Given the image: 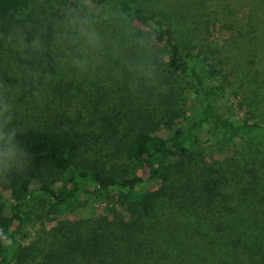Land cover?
I'll return each mask as SVG.
<instances>
[{"label": "trees", "instance_id": "16d2710c", "mask_svg": "<svg viewBox=\"0 0 264 264\" xmlns=\"http://www.w3.org/2000/svg\"><path fill=\"white\" fill-rule=\"evenodd\" d=\"M206 1L0 0V264H264V0H227L215 43ZM180 79L190 95L165 116ZM211 139L226 155L207 159ZM95 192L119 208L23 244L36 205Z\"/></svg>", "mask_w": 264, "mask_h": 264}, {"label": "rangeland", "instance_id": "374dc122", "mask_svg": "<svg viewBox=\"0 0 264 264\" xmlns=\"http://www.w3.org/2000/svg\"><path fill=\"white\" fill-rule=\"evenodd\" d=\"M170 3H173L174 0H168ZM182 1V0H179ZM193 2L194 0H190ZM207 7L210 11L209 14H211L213 23L215 24H222L221 30L217 29L213 31V27L210 28V34H207L211 37L212 41L215 42H225L227 38L229 37V33L226 31V26L228 22L231 20L227 13L228 11H233L231 14L232 17H235V11L234 5L230 3V5L225 6V2L227 0H207ZM223 11L227 10V11ZM235 24L236 22H232ZM212 31L214 38L212 36ZM264 45V44H263ZM258 53L261 56V59L264 60V50L261 47H258ZM237 63V61H234ZM227 63L226 68L228 72H231L233 74H239L241 66L240 63L237 65L236 63ZM232 64L234 66L232 67ZM252 64H249L251 66ZM249 68V67H248ZM246 68V69H248ZM240 77V80L236 78V76H228L229 80L227 81V86L229 90V98L224 102L223 110L224 112H228V110L231 111H238V103L239 99L243 96L245 90L243 88L244 79L243 76L237 75ZM184 82L183 80H179L175 85L172 82L171 83V90L169 91V95L164 97V99L161 101L162 109L155 107L156 109L163 112V114H166L169 110L179 109L183 107V104L188 97L187 95H190V92L185 90V84L182 85L181 83ZM245 84V83H244ZM165 106V108L163 107ZM167 110V111H166ZM159 112L158 114H162ZM239 112V111H238ZM169 114V113H168ZM203 147L206 148V155L207 159L210 160L212 158H221L222 156L226 155L227 153V147L223 146L221 144L215 143L213 139L211 140H205L203 141ZM226 147V148H225ZM93 152V151H92ZM96 153L95 151L93 154ZM106 154L107 151L103 150L101 151V154ZM93 158H100V157H93ZM101 159H105L106 163H113L117 162L120 165L124 163V159L122 158L121 154H117L116 152L110 151V154H107L104 158L101 157ZM129 165H131L135 169V164L132 162H129ZM137 172L142 174L144 173V170L141 168L137 169ZM44 179L46 182L55 183L56 186H60V179L63 177V173L53 167L48 166L43 170ZM115 196H110L109 198H106L99 193L95 194H85L82 193L78 200L74 202L71 208L68 210L63 211L60 214L56 215H50L46 211V207L36 205L34 208H32L29 212L30 220L27 225L26 233L29 236L28 239L23 242L24 245H33L35 241L44 239V237H47V233L51 226L58 222V221H69V220H75L87 216H95L99 215L107 210L109 208H119L116 206L115 203ZM106 213V212H105ZM48 230V231H47ZM27 251V250H25ZM24 251V252H25Z\"/></svg>", "mask_w": 264, "mask_h": 264}]
</instances>
